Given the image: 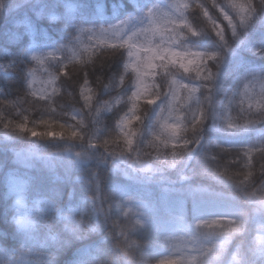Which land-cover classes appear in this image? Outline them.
I'll use <instances>...</instances> for the list:
<instances>
[{
    "label": "trees",
    "instance_id": "obj_1",
    "mask_svg": "<svg viewBox=\"0 0 264 264\" xmlns=\"http://www.w3.org/2000/svg\"><path fill=\"white\" fill-rule=\"evenodd\" d=\"M159 1L172 2L10 0L0 13V257L14 259L19 249L31 248L25 263L35 260V253L41 264H264V103H230L239 85L264 77V0H250L253 11L244 24L232 3L246 7L248 0H215L214 5L212 0H188L186 21L177 23L170 39L182 48L215 55L207 60L211 80L159 61L153 84L137 99L130 46L99 43L77 59L51 65L59 83L53 96H38L30 88L29 73L38 63L29 53V26L40 37L59 38L67 22L88 23L113 7L143 13ZM70 5L75 8L67 9ZM205 10L218 30H225L223 40ZM224 13L236 25L235 35ZM184 85L197 91L190 93ZM148 99L156 102L148 104ZM158 101L163 108L156 114ZM168 105L180 122L176 139L162 125ZM228 111L235 127L226 122ZM201 113L207 118L193 130L192 116ZM21 124L30 131H21ZM246 128L253 129L238 141L221 134ZM31 130L42 135L33 137ZM127 139L133 141L131 152ZM85 147L89 160L69 154ZM30 153L36 155L19 160ZM126 171L153 174L161 184L233 194L238 205L224 213L191 208L189 199L173 211L162 196L151 201L140 221L139 212L124 209L136 178ZM13 175L26 180L30 203L47 198L54 204L34 207L35 220L28 227L15 221Z\"/></svg>",
    "mask_w": 264,
    "mask_h": 264
},
{
    "label": "rangeland",
    "instance_id": "obj_2",
    "mask_svg": "<svg viewBox=\"0 0 264 264\" xmlns=\"http://www.w3.org/2000/svg\"><path fill=\"white\" fill-rule=\"evenodd\" d=\"M184 4H188V0H172L171 3L159 1L150 5L143 13L129 9L118 11L113 7L111 13L99 14L98 19H90L88 23L67 22L62 26L61 32L63 34H60L59 38L40 37L39 33H34V29L29 26L30 56H40V60L37 61V67H34V70L29 73L31 90L41 97L53 96L59 89V83L58 76L52 72L51 65H55L56 61L65 64L68 61L77 59L83 51L99 43L126 44L130 46L132 55L129 65L137 73L134 93L140 92V95L136 97L137 99L142 98L154 82L155 69L160 60L153 59V56L158 48L166 52L180 53V57L175 60L176 64L184 63L187 65L188 70L192 69L196 74V69L199 67V75H207L209 68L206 57L201 60L200 57L194 56L196 53L207 55L205 51L194 48H182L170 39L172 33L175 32H169L172 27L169 21L175 20L180 23L181 18L183 22L186 21ZM74 8L75 5L67 7L69 10ZM70 27H75V30L67 32L66 30ZM166 28L168 29L167 31L165 30ZM81 29L85 31H81ZM48 53H54V55H48ZM189 61L192 62L190 63ZM150 64L154 65V67H149ZM140 70L146 73L143 76L142 84L138 75ZM236 99L259 104L264 103V77L259 75L239 85L231 96L230 103ZM162 108L163 103L158 101L156 114L160 113ZM131 117L132 115H129L124 119V125ZM164 117L163 127L165 124L179 125L180 123L172 105H168ZM225 118L228 125L235 126L236 123L231 121L229 111L226 112ZM252 129L246 128L237 132L221 131V134L228 141H238L241 135ZM89 150V147H85L80 151L72 148L69 150V154L84 161L90 159ZM35 155V153H30L19 160L27 162ZM39 158L42 161H46L42 156H39ZM55 160L56 162H61V159ZM114 169H116L115 166ZM125 173L126 175L133 174L136 178L132 179L130 195L124 199V209L126 213L139 212L140 221H145L144 218L151 208V201L159 200L162 196L166 199V206H169L173 211H180L181 206L189 199L191 208L213 209L224 213H226V209L228 210L238 205L239 199L237 196L223 191H216L198 185H185L182 187L179 183L176 185L161 184L159 179L147 172L143 175L136 174L134 171H126ZM25 184L26 180L24 178L12 176L10 191L13 194L12 206L15 211L16 222L21 217L35 220L32 213H34V207L36 206L54 207L53 202L47 198L31 200L32 202L30 203L24 193ZM260 237L261 239L264 238V230L261 231Z\"/></svg>",
    "mask_w": 264,
    "mask_h": 264
},
{
    "label": "snow or ice",
    "instance_id": "obj_3",
    "mask_svg": "<svg viewBox=\"0 0 264 264\" xmlns=\"http://www.w3.org/2000/svg\"><path fill=\"white\" fill-rule=\"evenodd\" d=\"M10 2V0H0V13H2L5 9V5L8 4ZM214 2L215 0H212V3L214 5ZM184 8H188L189 5L188 4H184L183 5ZM232 7L234 9L237 10L238 14H239V22L240 24H244L248 19H249V16L251 14V12L253 11V7H252V4L250 3V0H248V3H247V6L245 7V5H237V4H234L232 3ZM203 15L212 23V30L216 33V35L221 39L223 40L224 39V36H225V30L223 29H219L218 30V25L216 24L215 20L212 19V17L209 15V12L207 10L204 11ZM224 19L228 21V24L227 26L228 27H231L232 30H233V35H235V28H236V25L233 24V21L232 19L229 17V15L227 13H224ZM52 19H56V17H52ZM180 23L182 24L183 23V19L181 18V21ZM169 24L172 26L171 27V32H175L176 31V26H177V21L175 20H170L169 21ZM166 31L168 30L167 28L165 29ZM81 31H85L84 29H81ZM192 35H197L196 32H192ZM48 55H54V53H48ZM129 55H132V52L129 53ZM194 56H198L201 58V60H204L205 57L207 60H214L215 59V55H205L203 53H196L194 54ZM180 57V53H177V52H166L162 49H157L154 53V56H153V59H159L161 61V64H163V62L165 61V59H167L170 63H175V60L178 59ZM32 60L34 61H39L40 60V56L38 55H33L32 57ZM190 63L192 61H189ZM149 67H154V65L150 64ZM180 67L181 68H184L185 71L188 70L187 68V65L184 64V63H181L180 64ZM197 74L199 75L200 73V68L197 67ZM138 75L140 76L141 78V84L143 83V76L146 75V73L143 71V70H140L138 72ZM212 72L211 70H208V74L205 75L203 77V79L205 81H208V80H211L212 78ZM206 86V85H205ZM185 89H188L190 93H193L195 91H197V87L193 86V87H189V85H184L183 86ZM140 95V92H135L133 93V96L134 97H138ZM154 95L159 96L158 93H154ZM156 101L154 99H148L147 100V103L148 104H154ZM207 118V113H201L200 115V118H197L195 115L192 116V121H190V123L192 124V128L193 130H198L197 128V124H200L202 125L203 124V121ZM262 118H264V114H262ZM165 129L167 131H169L170 133V138L171 139H176L177 136H178V132H179V128L180 126L178 124H165L164 125ZM230 128L232 127H235L234 125H229ZM19 128L21 131L23 132H28L30 131L25 125L21 124L19 125ZM31 135L33 137H37V136H40L42 135L41 133L35 131V130H31ZM44 135H57L56 133H45ZM128 134H126V137H127ZM72 136H77V133L76 132H73L72 133ZM105 143H107L105 141ZM133 141L132 139H127V145L129 146V151L128 152H131L133 151L134 149H131V145H132ZM189 143L188 140H184V145L187 146ZM155 150H159V147L158 146H153ZM121 151H124V150H121ZM176 149H175V146L173 147V152H175ZM262 201H264V199H262ZM17 223L20 224L22 227H28L31 223H34V220H28L27 218L25 217H21L19 220H17ZM139 223V221L137 222ZM205 223H208V222H205ZM212 224H215L217 223L216 221H212L211 222ZM237 228H232L230 229V231H236ZM31 248H22L21 250V258L24 259L25 255L29 254ZM33 255H35V253H32ZM2 258V257H0ZM17 264H19V261L17 262ZM34 264H41V261L39 259H37Z\"/></svg>",
    "mask_w": 264,
    "mask_h": 264
},
{
    "label": "clouds",
    "instance_id": "obj_4",
    "mask_svg": "<svg viewBox=\"0 0 264 264\" xmlns=\"http://www.w3.org/2000/svg\"><path fill=\"white\" fill-rule=\"evenodd\" d=\"M50 19H52V17H50ZM21 250L22 248L19 249L18 255H16L14 259H9V258H4V257L0 258V264H17L18 261H19V264H25L24 259L21 258ZM34 257L36 259L28 261V264H34V262L37 259H39L37 254H35Z\"/></svg>",
    "mask_w": 264,
    "mask_h": 264
}]
</instances>
